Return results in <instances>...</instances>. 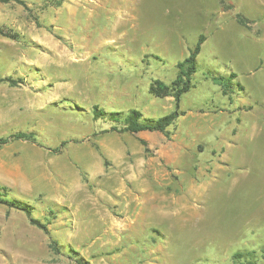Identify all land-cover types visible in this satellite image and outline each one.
Listing matches in <instances>:
<instances>
[{"label":"rangeland","instance_id":"374dc122","mask_svg":"<svg viewBox=\"0 0 264 264\" xmlns=\"http://www.w3.org/2000/svg\"><path fill=\"white\" fill-rule=\"evenodd\" d=\"M22 2L0 0V77L23 79L0 82V136L38 141L0 146V184L49 233L0 203V264H264V0ZM201 33L179 105L150 93ZM96 106L178 117L134 133Z\"/></svg>","mask_w":264,"mask_h":264},{"label":"trees","instance_id":"16d2710c","mask_svg":"<svg viewBox=\"0 0 264 264\" xmlns=\"http://www.w3.org/2000/svg\"><path fill=\"white\" fill-rule=\"evenodd\" d=\"M5 1H9V0H5ZM17 1L22 2V0H17ZM236 17L239 23L249 27L248 18L246 16H244L241 13H238ZM1 32L11 38L17 39L19 37V35L16 32L5 33L3 29L1 30ZM206 38L207 37L204 33H201L199 35L198 41L190 50V53L178 63L177 65L179 69L178 74L171 83H167L162 79H155L150 84V93H152L157 97L173 96L175 98L176 104L179 105L183 95L188 91H190L191 88L194 86L193 78L199 66L198 55L202 50V46ZM229 77L231 78H227V79L230 81L234 77H236V73L232 72ZM213 79L215 83L221 85L224 91L227 93L228 87L226 85H222L223 81L226 80V76L214 75ZM19 81H23V79L13 78L11 76L0 77V82H8L14 85L18 84ZM240 86L243 87L242 85ZM93 113L96 116V118H99V117H103L108 112L106 113L104 109H101L99 106H96L94 107ZM108 115H110V118L113 119L114 121L123 122L125 124L123 128H120V131H129V132L138 133L144 130H160L162 132H165L167 131V127L171 125L178 117V112L175 110L164 116L153 118V117H144L140 109L132 108L126 113H124L121 110L114 109L111 110L108 113ZM114 129L117 130L118 128L114 127ZM19 139H25L33 142L38 141L35 132L19 130L7 136H0V146H4L12 141H16ZM144 144L146 145V149H147V142L144 141ZM9 190L10 189L7 186L0 184V203L24 211L29 216L30 221L33 224L41 227L42 229H44L46 232L49 233L47 225L44 224L39 218L33 216L32 213L33 207L30 204H28V202L25 200L11 197ZM49 245L50 248L53 250V252L56 254H63L64 252L67 251L62 248V246L55 238L50 239ZM70 249L73 250V248ZM239 256H241V254H237V257ZM75 259L79 264H90L89 261L83 258L75 257Z\"/></svg>","mask_w":264,"mask_h":264}]
</instances>
